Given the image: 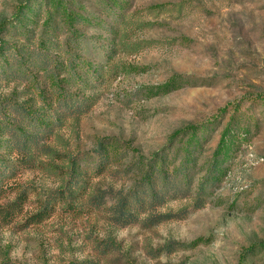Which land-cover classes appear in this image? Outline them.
Masks as SVG:
<instances>
[{"label":"rangeland","instance_id":"rangeland-1","mask_svg":"<svg viewBox=\"0 0 264 264\" xmlns=\"http://www.w3.org/2000/svg\"><path fill=\"white\" fill-rule=\"evenodd\" d=\"M27 2L0 0V49L46 52L52 64H66L70 30L60 17L45 25L43 2L23 33L4 30ZM64 2L79 19L100 21L73 25L92 40L73 53L96 71L58 67L63 88L85 110L59 113L61 123L23 153L0 149L18 171L0 207L27 193L17 217L0 220V264H264V0H123L118 25L98 0ZM28 70L30 78L0 72V140L17 141L19 108L39 110L54 99L43 71L33 62ZM174 78L173 88L160 89ZM231 121L249 132L218 164L223 173L208 179ZM194 126L203 128L189 188L168 189L158 204L127 209L131 216L122 212L144 165L159 154L171 168L180 164L176 145L188 135L176 133ZM103 139L120 146L96 173ZM72 188L70 200L53 202ZM46 203L50 215L27 222Z\"/></svg>","mask_w":264,"mask_h":264},{"label":"trees","instance_id":"trees-1","mask_svg":"<svg viewBox=\"0 0 264 264\" xmlns=\"http://www.w3.org/2000/svg\"><path fill=\"white\" fill-rule=\"evenodd\" d=\"M64 1L65 0H29V2L20 8L15 19L4 29H18L21 33H23V29L26 27L27 21H29L28 14L34 15L37 18V11L40 8L41 2H43V4L49 7L45 25L47 27L53 25L55 18L60 17L69 28L70 36L68 38V49L65 52L67 62L64 65L59 62L52 64V62L47 59L46 52H34V50H27L21 51L22 53L20 54L15 46L14 49L12 48L8 51V48L4 49L1 47L0 72L5 78H11L14 76L30 78L31 72L28 70V66L33 62L34 65H37L38 69L43 71L45 76L49 78L50 85L54 90V99L52 102L43 100V107H41L39 110L19 108V113L22 116V127L19 128L17 132L18 135L16 133L14 134L17 141L14 143L8 139H2L0 140V149H4L6 147L9 150L16 149L23 153L27 149V145L34 142V138L46 133L47 131H50L51 126L54 124L61 123L62 117L59 116V113H79L85 110V105L81 102V99L75 95L72 97V94L63 88L61 81H66V79L59 76L57 69L60 67L66 74L77 75V69H79V67H83L85 73H95L96 69L92 67L91 64L81 62L80 58L73 53V50L75 49H85V44L89 41H92L87 39L83 33L75 29L73 25L80 19L88 23H96L97 17H95V20H91L89 18L80 16L81 18L79 19L77 17L79 15L65 6ZM122 1L123 0H98V3L100 6H102L103 10L111 14L116 19L115 23L117 25L119 24V17L116 15L115 10L121 11L122 13L124 12L125 2ZM98 22L100 21H97V23ZM50 27L52 28V26ZM111 32L116 31L114 28H111ZM110 55L108 54L109 58ZM78 79L81 78L78 76ZM32 80L35 82L34 78ZM175 84L176 78L167 82L160 89L169 90L173 88ZM54 102H56V106L53 108L51 104ZM0 115H4L2 106H0ZM233 121L227 124L221 133L218 146L212 155L211 171L207 177L208 179H217V175H221L223 173L222 168L219 167L218 164L221 162V160H227L229 158L236 147V138H238L239 135H247L249 132L248 129H240V132L236 130V127L233 125ZM202 128L203 127L200 126H194L187 128V130L176 133H185L188 135L187 141L176 145V150L178 153L182 152V156H178L179 159H181V162L178 166L171 168V162L168 160V157L160 154L155 156V158L150 161L149 164L144 165V167H146V172L143 176V180L139 183V189L130 191L131 193L126 196V201L122 202V206L126 209L122 208V212L131 216L128 214L127 209L138 211L143 209L147 205V202L151 205L156 203L158 204L163 201L165 195L168 193L166 192L168 189L171 190L172 188V191H174L173 194H175L178 190L189 188L191 185L190 173L195 168L194 153L197 148L201 146V139L198 134ZM10 143L13 145L10 146ZM119 146L120 144L118 142L110 139H103L100 142L101 149L99 152H97L98 160H95L96 162L92 167L93 171H96V173L102 172L109 163L113 153L115 155V152ZM22 156L24 158L25 155ZM26 161L28 162V159ZM73 165L76 164L73 163ZM17 172L18 171L16 170V166L14 164H10L7 160H5V158L0 156V199L5 197L8 194V191L13 188V186L9 184V181L16 177ZM155 183L161 185L160 188H157ZM202 187L203 186L200 188V192L201 189H203ZM73 189L74 188H72L70 192L60 190L57 192L58 194L55 198L53 196V202H55L57 199L70 200ZM26 194L27 193L23 190L15 202L10 204L8 207H0L1 221H4L5 224H8L15 217H17L26 201ZM52 209L53 206H50L47 203L44 204L42 210L37 214L30 216L27 219V222H31L32 224L41 222L50 215V211ZM200 240L201 239L196 240L193 244L198 243ZM259 249L264 250V244H260Z\"/></svg>","mask_w":264,"mask_h":264}]
</instances>
